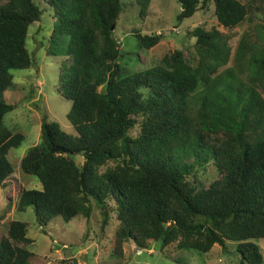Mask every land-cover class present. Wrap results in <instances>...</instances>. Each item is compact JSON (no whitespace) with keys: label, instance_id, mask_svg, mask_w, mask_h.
I'll list each match as a JSON object with an SVG mask.
<instances>
[{"label":"trees","instance_id":"obj_1","mask_svg":"<svg viewBox=\"0 0 264 264\" xmlns=\"http://www.w3.org/2000/svg\"><path fill=\"white\" fill-rule=\"evenodd\" d=\"M150 2L136 0L141 18ZM177 2L179 22L212 2L227 29L247 21L254 5L264 13V0ZM48 4L57 16L53 36L66 37L72 58L55 89L72 102L67 118L76 134L43 119L39 143L20 162L41 188L17 189V210L31 208L45 227L56 217L89 219L94 204L102 231L113 217L118 221L111 250L118 258L129 241L139 249L157 243L163 251L175 243L201 253L232 241L242 262L264 264L257 243L264 239V24L254 35L244 32L234 49L228 35L197 26L190 33L194 63L177 49L158 64L129 71L121 60L130 53L121 51L114 32L122 0ZM42 12L35 0H0V190L15 173L9 151L25 139L3 121L17 108L5 92L12 70L35 63L27 38ZM134 36L145 50L161 39L139 30ZM210 164L219 178L207 187L200 172ZM27 229L24 221L9 223L0 264L35 263L21 246L31 242Z\"/></svg>","mask_w":264,"mask_h":264},{"label":"rangeland","instance_id":"obj_2","mask_svg":"<svg viewBox=\"0 0 264 264\" xmlns=\"http://www.w3.org/2000/svg\"><path fill=\"white\" fill-rule=\"evenodd\" d=\"M122 1L124 9L117 19L114 32L121 51L130 53L121 60L129 71H141L158 64L166 54L177 49L182 50L185 57L194 63L195 39L190 33L197 26L206 30L214 28L228 35L234 49L244 32L251 31L254 35L256 27L264 24V13L255 5L247 21L239 27L227 29L217 22L212 2L206 7L200 6L192 18L179 22L177 15L181 6L177 0H151L148 15L144 18L139 16L136 0ZM35 2L43 9L40 21L30 26L27 38V48L33 53L35 63L29 69L12 70L13 84L5 92L7 103L16 104L17 108L6 114L3 121L9 128L23 132L25 139L8 154L15 173L9 185L0 190V239L7 235L11 221L26 222L27 237L31 242L21 246L34 253V264H248L242 262L236 243L232 241H226L224 246L216 244L208 253L179 250L175 243L163 251H160L157 243L149 249H139L133 241H129L124 245L123 257L118 258L111 255L118 221L113 217L102 231L101 215L94 204L89 219L77 216L66 223L56 217L45 227L39 226L31 208L24 212L17 210V189L41 188L36 178L22 172L20 162L27 151L39 143L43 119L57 122L64 131L76 134L67 118L72 102L58 95L55 89L59 71L68 70L72 60L65 53L67 39L62 35L53 36L57 16L48 0ZM136 30L160 34L161 39L157 45L145 50L138 45L134 36ZM138 132L139 126H136L132 134ZM76 161L82 163L80 157H76ZM200 178L208 187L219 175L210 164L207 171L200 172ZM257 243L264 257V239L257 240Z\"/></svg>","mask_w":264,"mask_h":264}]
</instances>
